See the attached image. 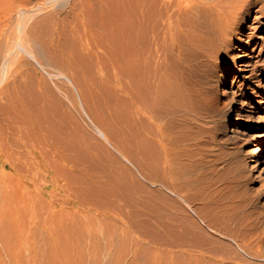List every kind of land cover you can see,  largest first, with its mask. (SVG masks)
Listing matches in <instances>:
<instances>
[{"label":"rangeland","instance_id":"1","mask_svg":"<svg viewBox=\"0 0 264 264\" xmlns=\"http://www.w3.org/2000/svg\"><path fill=\"white\" fill-rule=\"evenodd\" d=\"M89 1L0 0V264H176L179 250L264 264V163L247 157L264 134V65L239 70V43L211 59L208 46L185 44L181 57L168 41L161 60L151 31L152 71L137 88L151 103L162 65L186 106L139 115L122 86L129 54L101 65L81 44ZM256 36L246 50L264 62Z\"/></svg>","mask_w":264,"mask_h":264},{"label":"bare ground","instance_id":"2","mask_svg":"<svg viewBox=\"0 0 264 264\" xmlns=\"http://www.w3.org/2000/svg\"><path fill=\"white\" fill-rule=\"evenodd\" d=\"M88 4H89V8L91 9V11H89L88 7H87L88 9L84 7L85 5L81 6V12L83 14V20H82L83 23H82L81 29L84 35V36H81V44L85 50V53H87L89 57L93 58L94 61L97 62L98 64L117 65L119 67V65L123 64L122 58L124 56V53L127 52L129 54V57H128L129 60H127L129 62L127 65H128V77L130 78V82L127 85H124L122 81L120 80L122 83V86L125 87L127 91L129 92L132 102L136 106L137 113L139 115L143 114L145 117H150L151 119H154L156 121L161 120L162 114H165L168 112V110L170 109L169 106L172 105L173 102L177 104V101H179L180 104H183L186 106V102H185L186 94L183 92L182 93L178 92L176 88L177 86H174L171 83L172 81L168 73V70L163 69L161 67L162 65H159L158 63H157L158 65H154L157 71L151 75L152 78H155L154 88L152 87L153 89H149V90H154L153 101L151 103L149 102L148 104L145 99L146 98L145 92L144 91L140 92V90L137 88L138 77L140 76L141 79L143 78V80H145L146 75H148L149 77L150 74L148 73H151L152 71L151 69L152 65H145L146 60H147L146 56L148 54L147 55L145 54L144 48L145 46L148 47L147 45H149L147 42H145V38H147V40L151 39V38L149 39L146 36L149 32L151 31L152 33L154 32V36H155L154 38H156L155 40L157 41V44L154 42L155 40L153 42L154 44L157 45L156 46V48L158 49L157 54L159 55L160 59L164 56V53L166 52L168 45L167 47H163V46L165 44H169L168 41H170V44H172V46H177L178 55L180 54L181 57H182V52H183V48L185 44L191 45V47H193V45H196L197 43H200L201 45L203 44V46L204 45L208 46L210 53L209 55L208 54L207 55L211 59H214L216 57L217 58L221 57L224 53L228 52L229 50H233L235 48V44L239 43L238 46L245 47L244 48L245 50H243L241 56H237V59H236L238 60L237 63L239 62L237 65V67H239L238 68L239 70L244 68L245 71H249L251 72L250 74L253 75L258 70L259 65H264V62L260 60H254L252 56L249 55V52H247L246 50V48H249L250 44L255 41V38L257 37L256 34L264 31L263 30L264 21L261 22L260 20L261 18L264 17V0H96L94 2L90 0ZM91 14L93 15L94 19L91 18ZM253 20H256L255 22H259V25L256 27L251 26L249 22ZM148 35H150V33ZM263 43H264V37H263ZM150 50H151V47H150ZM150 50H148V53L150 52ZM171 53H172V50H171ZM189 56H191V54ZM202 56H203V53H202ZM127 61H125V63ZM216 63L218 65L219 62H216ZM125 66L126 65H124V67ZM176 67L179 69L180 65L177 64ZM213 70H217V69H213ZM179 71L181 70L179 69ZM172 78H173V75H172ZM149 87L151 88V84ZM183 88L186 89L187 87L183 86ZM190 94L191 93H189V95ZM195 94L196 93L192 95H195ZM188 99L190 98L188 97ZM132 114H133V111H132ZM183 126H185V124ZM99 127L98 126L96 127L99 132L98 134H100L103 138H105V140L108 139L107 135L103 132L102 129H100L101 127L100 128ZM159 129H160V134H161V141L162 143L165 144V141L168 139L167 130L165 129V125L160 124ZM194 129L195 128H193V131ZM168 130L172 131L173 129L169 128ZM172 132H175V131H172ZM197 133L198 132H196V134ZM177 134L176 136H178ZM197 135L199 136V134ZM256 136L259 138L257 139V142L248 150V155H247L249 161L254 163V166L262 165L264 163L263 157L261 155L262 150H263V139L261 137H263L264 134H257ZM196 141H197V138H196ZM116 144H118L117 147L119 148L121 153L125 151L121 143L117 142ZM102 147H103V144H102ZM123 153L125 154V152ZM113 156L116 157L114 153H113ZM192 204L194 203L192 202ZM200 209L202 210L203 208H200ZM195 212H196V215H193L190 217L194 221H198V218L200 216L199 212L201 211L199 212L195 211ZM200 229H201V233H204L205 232L204 229H206L205 225L203 226L201 225ZM202 229L204 230V232H202L203 231ZM164 243L168 244V241ZM168 251L166 252V254H168ZM204 256L205 255L202 253L197 254L189 250L188 251L179 250L178 253H176V262H177L176 264H206ZM214 260L216 259L214 258Z\"/></svg>","mask_w":264,"mask_h":264}]
</instances>
